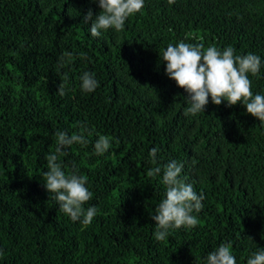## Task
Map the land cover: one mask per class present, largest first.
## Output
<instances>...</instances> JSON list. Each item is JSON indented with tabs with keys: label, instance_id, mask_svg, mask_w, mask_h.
Returning <instances> with one entry per match:
<instances>
[{
	"label": "trees",
	"instance_id": "obj_1",
	"mask_svg": "<svg viewBox=\"0 0 264 264\" xmlns=\"http://www.w3.org/2000/svg\"><path fill=\"white\" fill-rule=\"evenodd\" d=\"M89 9L93 18L101 11L96 0H0V264H206L221 244L247 264L264 249V123L240 102L210 97L186 116L188 93L160 57L181 41L256 54L260 73L248 75L264 95V0H144L123 30L100 37L84 22ZM84 72L98 81L92 92L81 90ZM59 131L88 140L58 156L93 193L88 225L44 187ZM101 135L110 148L96 155ZM172 160L203 207L197 226L158 241L151 215ZM156 166L161 173L149 176Z\"/></svg>",
	"mask_w": 264,
	"mask_h": 264
},
{
	"label": "clouds",
	"instance_id": "obj_2",
	"mask_svg": "<svg viewBox=\"0 0 264 264\" xmlns=\"http://www.w3.org/2000/svg\"><path fill=\"white\" fill-rule=\"evenodd\" d=\"M101 11L93 18L91 9L84 16V22L91 20L89 32L93 37H100L102 31L112 28L121 31L128 17L140 12L144 7V0H96ZM169 4L175 0H168ZM231 46L222 51L215 46L205 49L203 44H190L183 41L168 44L162 51L160 59L165 63V73L175 80L178 87L183 88L189 106L184 114L195 116L204 112L209 102L219 105L227 101L228 106L242 103L246 112L264 123V95L253 94L249 75L260 73V56L248 53L235 55ZM67 76H65V80ZM81 90L92 92L98 87L94 75L84 72L80 77ZM65 85L60 83L57 91L63 96ZM88 140L83 135H68L63 131L56 133L55 152L46 156L48 170L43 173L44 187L49 193H54V199L60 210L73 222L81 220L84 225L92 222L96 215L94 206L85 209L93 193L86 185V178L75 172L66 173L58 162L65 146L73 144L86 145ZM110 148L108 137L101 135L94 143L96 155H103ZM158 149L153 147L149 156L155 162ZM182 164L172 160L163 166L162 182L166 185L164 198L155 209L151 219L155 222V239L163 241L170 228H193L198 224V218L193 215L199 212L203 205V195H197L192 184L180 178ZM159 166L148 170L149 176L161 173ZM206 264H236V258L227 244L219 245L208 253ZM247 264H264V249L253 252L247 259Z\"/></svg>",
	"mask_w": 264,
	"mask_h": 264
}]
</instances>
